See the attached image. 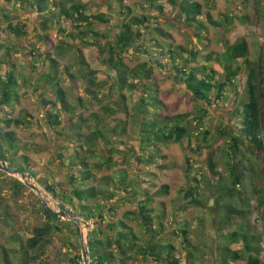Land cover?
Listing matches in <instances>:
<instances>
[{"label":"trees","instance_id":"16d2710c","mask_svg":"<svg viewBox=\"0 0 264 264\" xmlns=\"http://www.w3.org/2000/svg\"><path fill=\"white\" fill-rule=\"evenodd\" d=\"M5 1L11 6V9L7 6L0 8V31L6 35L4 45L0 43V50L6 49L5 64L10 65L14 55L25 57L27 69L30 67L33 73L39 74L44 83L38 84L34 90L40 92L41 87L42 97L50 87L56 96L52 101L42 98L47 127L54 130L56 139L62 140V143L78 142L82 150L69 158L73 173L66 185L39 177L36 163L27 155H19L27 145L21 144L11 128L27 126L31 121L28 114L21 118L12 117L13 107L20 99L21 87L14 70L16 65L13 64L4 76L0 75V113L6 112L0 115V160L24 169L59 203L91 223L88 237L90 264H145L148 261L156 264H264V187L260 181L261 165L257 158L258 151L264 152V53L257 62L250 58L246 38L234 44L226 39L235 20L245 24L250 17L246 14L239 17L225 15L215 20L198 0H167L165 5L160 0H140L131 6L125 0H102L107 2L108 11L116 14L120 22V31L112 37H102L107 39L105 42L100 38L96 25H109L112 14L92 13L90 5L82 4L80 0ZM21 10L37 13L40 23L35 25L43 31L37 32V39L51 48L55 47L51 33L56 29L61 42L54 48L55 54L47 52L46 57L41 59V53L33 48L25 52L27 47L23 39L29 35L28 24L14 23L19 16H13ZM258 15L264 19V7ZM175 23L190 29L198 42L188 41L189 45L178 43L168 30ZM213 30L221 33L219 40L223 50L218 54L208 53L204 58L198 45L208 48L209 35ZM70 41L79 44V69L75 71L71 70L72 66H67L62 71L56 56H63ZM83 48L97 50L104 65L115 72L112 83L96 79L97 71L91 69L86 61ZM141 57L144 61L134 67L125 62V58ZM201 57L202 61H199ZM212 62L217 63L222 71L211 66ZM41 69L44 71L40 72ZM156 71L168 72L169 78L184 88L197 104L199 110L192 121L199 122V125L208 114L207 108L226 102L234 105L230 111L234 123L226 125L222 131L227 138L225 153L230 185L218 172L212 154L209 168L218 176L214 196L208 199L200 197L202 176H194L196 184L183 190L186 201L183 207L209 208L208 201L213 200L210 236L205 234L203 224H199L202 232H198L199 229L192 231L187 220L179 222L172 234L167 236L165 211L155 213L153 207L154 196L167 195V186L153 194L135 181L127 184L125 175L119 177L118 183L112 175L100 179L96 177L97 171H110L118 164L115 158L118 150L113 146L111 136H117L126 129L125 122L121 120L109 128L107 118L114 116L117 110L108 104L102 106L99 112L85 117L84 109H87L88 103L101 104L108 96L103 91L107 86L110 93L116 90L120 94L119 108L124 110L128 108L124 91L141 94L129 115L139 133L141 154L136 155L135 160L141 166L163 160L162 145H181L186 152L189 169L193 168L190 164L193 155L213 148L210 131L198 130L199 125L192 130L191 114L171 115L168 112V105L159 95ZM63 72L73 81L70 89L78 92L76 105L70 104L69 93L60 82ZM26 73H23V82H26ZM242 74L243 84L238 85L236 81ZM82 85L85 99L79 91ZM230 93L232 95L229 96ZM79 107L82 109L80 112ZM92 121L95 130L86 133L84 130ZM196 130L201 134L199 137L195 136ZM98 145L108 149L96 152ZM94 157H99L100 161L91 163L89 160ZM0 175L3 173L0 172ZM87 181H102L106 188L89 185ZM13 188L14 200L27 189L17 179L13 181ZM2 189L4 186L0 182V198ZM120 204H135L136 209L126 211L122 218L116 219ZM40 212L45 222L32 228L29 237L17 232L11 234L9 241L15 247H1L0 264H84L79 227L74 222L52 218L43 206ZM12 215L0 199V218L5 226L13 227L10 223ZM131 222L136 224L137 230ZM172 235L173 239L180 241V249L171 242ZM62 248H67V251L63 253ZM74 251L79 253L74 255Z\"/></svg>","mask_w":264,"mask_h":264},{"label":"rangeland","instance_id":"374dc122","mask_svg":"<svg viewBox=\"0 0 264 264\" xmlns=\"http://www.w3.org/2000/svg\"><path fill=\"white\" fill-rule=\"evenodd\" d=\"M198 1L203 4L206 12L210 11L212 13V16L215 20L222 19L225 15L235 17L243 16L245 14L248 15L250 17V21H246L245 24L235 20L234 26L231 28L230 32L226 34V39L230 44H234L239 39L243 37L246 38L249 43L250 58L252 60H256L257 62L260 60L261 53H264V19H262L258 13L259 10L264 7V0ZM125 2L127 5L131 6L140 2V0H125ZM80 3L89 4L92 13L112 14L108 11L106 1L80 0ZM160 3L165 5L167 0H160ZM4 6H7L9 9H11L10 4H8L5 0H0V8ZM140 10H137V12ZM13 16H19V18L14 20V23L27 22L28 24L27 31L29 35L23 39V42L27 47L25 52L28 53V51L33 48L41 53V59L46 57L47 52L55 54L56 50L54 48H56V46H58L61 42L56 29L51 33L55 44V47L51 48L47 44L40 42L37 39V32L43 33V31L35 25V23H40L37 13L21 10L19 13H13ZM111 16L112 20L110 21L109 25H106L105 27L99 24L96 25V30L98 33H100V38L105 42H107V39L102 37H112V35L120 31V22L118 16L116 14H112ZM168 30L171 31L178 43L188 44V41H192L193 43L198 42L192 31L185 28L183 25H170ZM220 36V32L213 30L209 35V47L205 48L202 44L198 45L202 49L201 55L204 56V58L208 53L218 54V52H222L223 48L219 40ZM189 38L191 40H189ZM5 39L6 35L3 31H0V43L4 45ZM12 41L14 40L12 39ZM70 42L71 44H68L71 48L67 47L68 50L64 51L62 57L56 56L59 60L62 71L67 66H72L73 68H71V70L77 71L79 69L77 57V47H79V44L78 42L76 43L74 41ZM82 50L91 69L97 71L96 79L99 81L108 80L110 83H112L113 77H115V72L110 70L108 66L104 65L102 59L98 56L97 50L95 48H83ZM12 59L13 60L10 59V65L5 64L4 60L7 61L6 49L4 48L0 50V75L4 76L7 71L13 68L11 65L14 64L16 65L14 68L15 73L17 76H19L18 78L21 83V87L19 88L20 99L13 107L14 109L12 117L21 118L22 116H25V114L30 115L29 119L31 124L19 128H11L18 135L21 144L27 145V148L19 155H27L32 162L36 163V167L39 170V177L49 179L51 182H56L57 184L66 185V183H68L70 180L69 176L73 173V169H71L69 165L71 163L69 158L73 156L76 151H81L82 149H80L79 145L77 144L78 142L62 143V140L56 139L57 135L55 134L54 130H49L45 121L46 113L43 109L44 106L42 104V98L46 97L52 101L55 100V94L53 93L52 89L48 87L46 89L47 92L44 93V96L40 97L42 88L40 87V92H36L34 90L36 86L38 87L40 84L44 85V83L40 80V75L33 73L30 67L27 69L28 62L25 61V57L23 55H14ZM143 61L144 58L142 57L139 59L125 58V62L130 67H134ZM199 61H202V57L199 58ZM210 65L217 68L220 72L222 71V68H220L217 63L212 62ZM24 71L27 72L26 75L28 74L26 76V82H23ZM39 71L42 72L44 70L41 69ZM155 74L160 89V98L163 99L168 105V112L171 115L191 114L189 121H191V128L194 130L199 125V122L197 123L195 120L192 121V118L197 115V111L199 110L197 104H195V102L190 99L184 88L176 85L173 80L169 78L168 72L156 71ZM243 81L244 74H242L239 77V81L237 80L236 82H238V85H242ZM60 82L62 85H64V87H66L69 93L68 101L70 104L76 105L77 102L75 97L77 96L78 92L70 89L72 87L73 81L66 74V72L62 73ZM82 89L83 85L80 87L79 91L80 95H82V97L85 99L87 97L82 92ZM108 89L109 87L107 86L103 90L108 94V96L106 98L103 96L104 100L101 104L91 105L88 103L86 105L87 109L85 108V111L83 110L85 112V117H88L90 113L99 112L102 106L108 104L111 108L117 110L114 116L107 118V122H109V128L112 125H115L118 120H121L125 122L126 129L117 136H111V139L114 142L113 146L118 150V153L115 156V158L118 160V164L110 171L105 169L102 171H97L96 177L100 179L103 176L112 175L116 178L118 183L119 177H122L121 175H125L127 177V184H131L133 181H135L138 186L141 185L147 187L153 194L160 191L163 186H167L168 194L154 196L155 200L153 203L155 213L165 211L166 216L164 223L166 224L165 233L168 234L167 236L172 234V231L177 228L179 222H183L185 220L189 221L192 231L195 229L198 231L199 229L198 232H202L203 228L200 227L199 224H203L205 234L210 236L213 223V210L211 208L214 203L213 200L208 201L209 208L194 206L183 207L186 202L183 198V190L189 185L196 184L193 181L194 176H197L198 178L202 176V196L200 197L202 199H208L209 197L214 196L218 176H215L209 168V161L212 154H214L212 158L214 162L217 163L218 172L223 178H225V183L230 185V173L227 164L228 159L225 153L227 150V138L222 134V131L226 125H233L234 123V120L230 116V111L233 110L234 105L226 102L212 108H207L208 114L204 121L199 125L200 127L198 130L202 129L210 131L211 135L209 139L213 144V148L204 150L200 154L193 155V162H190L193 168L189 169L188 167L184 148L181 145L175 143L161 146L162 154L165 157L163 160H160L155 164L141 166V163H138L135 160V156L141 154L139 133L135 130L132 122L129 119L132 107H134L135 103H137L141 94L138 91H124L123 93L126 95L125 105L128 107L126 110H124V108H119V104L122 100L120 94L116 90L110 93ZM102 94L103 93L100 95ZM230 95H232V93H230L229 96ZM80 111H82L81 108L79 109V112ZM5 113L6 112H1L0 115H4ZM105 117L106 116H104V119H106ZM114 119L116 120L114 121ZM94 130V121H92L89 123V125L87 124V127L84 131L86 133H91ZM198 130L195 131L196 137L201 135L199 134L200 132H198ZM63 144L64 146H62ZM107 149L108 148L106 146L98 145L96 152H105ZM257 158L261 165L259 169V175L261 177L260 181L264 187V152L258 151ZM89 161L91 163L98 162L100 161V158L94 157ZM0 172L3 173V175H0V182L1 185L4 186V189L1 190V203L3 206H7L10 209V212L13 214L12 221H10L13 227L5 226L2 217L0 218L1 251V247H15V244L9 241V236L11 234L17 232L23 237H29L31 235L30 231L32 228L43 224L45 222V217L40 212L42 203L39 196L26 186L27 189L23 190L16 200H14L12 196L15 192L13 188V181L17 178L8 175L5 172ZM34 180L36 184L42 188L44 193L49 194L48 202L51 207L57 209V205L59 204L58 200L55 199L43 187V185L37 181V179L34 178ZM87 183L89 185H97L98 188H106L105 183L102 181H87ZM135 209V204H120V209L118 210L116 219L122 218L126 211ZM200 219H203L202 223L200 222ZM89 224L91 225V223ZM130 224L135 228V230H137L135 223L131 222ZM82 231L84 232V228H82ZM173 238L174 235L171 236V242L174 243L178 249H180L182 247L180 241ZM85 242L88 247V240ZM66 251L67 248H62L63 253ZM73 253L75 255L79 252L74 251ZM145 264L156 263L148 261L145 262Z\"/></svg>","mask_w":264,"mask_h":264},{"label":"water","instance_id":"95a60500","mask_svg":"<svg viewBox=\"0 0 264 264\" xmlns=\"http://www.w3.org/2000/svg\"><path fill=\"white\" fill-rule=\"evenodd\" d=\"M0 171L17 178L25 186L29 187L34 193H36L41 199L42 206L52 218L56 220L63 219L66 221L74 222L79 227V239L81 243L83 263L90 264L89 250L85 241L88 240V235L91 231V225L62 203H59L57 205V209L51 207L48 202L49 194L44 193L42 188L36 184L34 177L31 174L25 172L24 169L15 167L5 161L0 160ZM82 228H84V232L82 231Z\"/></svg>","mask_w":264,"mask_h":264}]
</instances>
